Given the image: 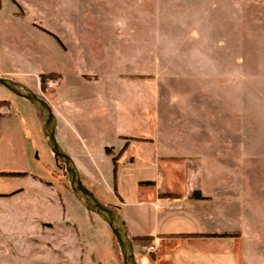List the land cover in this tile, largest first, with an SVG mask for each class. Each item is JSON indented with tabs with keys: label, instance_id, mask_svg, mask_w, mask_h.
Listing matches in <instances>:
<instances>
[{
	"label": "rangeland",
	"instance_id": "374dc122",
	"mask_svg": "<svg viewBox=\"0 0 264 264\" xmlns=\"http://www.w3.org/2000/svg\"><path fill=\"white\" fill-rule=\"evenodd\" d=\"M19 1L34 15L40 6L50 24L59 13L76 26L79 33L62 35L86 43L87 61L117 80L126 104L144 107L156 90L161 153L200 156L210 191L251 249L250 264H264V0ZM10 93L0 171L36 178L0 177V264H120L109 225L81 205L58 168L38 110ZM20 189L29 217L44 222L33 229L44 234L29 227V239L20 236L21 218L15 234L6 232L2 194Z\"/></svg>",
	"mask_w": 264,
	"mask_h": 264
},
{
	"label": "crops",
	"instance_id": "0c3cea01",
	"mask_svg": "<svg viewBox=\"0 0 264 264\" xmlns=\"http://www.w3.org/2000/svg\"><path fill=\"white\" fill-rule=\"evenodd\" d=\"M8 1L4 5L0 0V76L30 88L50 103L57 118V140L79 163L81 179L106 203L118 206L131 237H152L159 243L161 250L156 254L136 252L139 264H250L251 249L244 236L233 232L228 214L210 191L207 175L200 171V156L161 153L156 90L144 107L132 101L126 104L117 80H110L101 64L87 61L86 43L76 44L62 35L79 33L76 26L59 13L50 24L40 15L44 13L40 6L34 15L19 0ZM18 6L24 14L17 11ZM78 50L85 52L78 56ZM47 73L60 75L53 89L42 87L40 76ZM11 96L0 85V117L11 107ZM41 122L43 126L42 118ZM103 164L110 173H100ZM27 174L36 178L28 172L0 171V177ZM22 192H3L9 197L3 206L4 227L15 234L19 221L15 218H21L27 225H20L24 229L20 236H28L30 228L40 229L44 222L29 217L22 206ZM18 207L23 212L16 214ZM35 231L37 236L44 234L35 229L32 234ZM222 233L228 235H215ZM41 247L45 253L43 242ZM136 249L140 250V244Z\"/></svg>",
	"mask_w": 264,
	"mask_h": 264
},
{
	"label": "water",
	"instance_id": "95a60500",
	"mask_svg": "<svg viewBox=\"0 0 264 264\" xmlns=\"http://www.w3.org/2000/svg\"><path fill=\"white\" fill-rule=\"evenodd\" d=\"M0 85L30 101L40 112L47 144L57 161L61 160L65 164L74 195L86 210L98 215L109 225L120 247L123 264H139L134 244L120 215L84 187L77 164L58 142L56 137L57 118L50 103L30 88L11 78L0 76Z\"/></svg>",
	"mask_w": 264,
	"mask_h": 264
},
{
	"label": "trees",
	"instance_id": "16d2710c",
	"mask_svg": "<svg viewBox=\"0 0 264 264\" xmlns=\"http://www.w3.org/2000/svg\"><path fill=\"white\" fill-rule=\"evenodd\" d=\"M57 38V37H56ZM58 39V38H57ZM59 40V39H58ZM60 75L59 74H57V73H47V74H41V84H42V87L43 88H45V84H46V82H47V80L48 79H57L58 77H59ZM3 77H7V76H3ZM9 78V77H8ZM40 96V95H39ZM40 97H42V96H40ZM43 98V97H42ZM39 112V111H38ZM39 114H40V112H39ZM41 116V115H40ZM107 152L108 153H112V149L111 148H107ZM113 162H114V170H116V168H117V156H114L113 157ZM57 163H58V168H60V169H62L63 171H65L66 172V175L68 176V173H67V170H66V166H65V164L61 161V160H58L57 161ZM13 175L15 174V173H12ZM68 179H69V177H68ZM81 181H82V184L84 185V187H86L88 190H90L102 203H104V204H106V205H108V206H110L112 209H114V210H116V208L114 207V206H112V205H110V204H108V203H106L103 199H101L100 198V196L93 190V189H91V188H89L87 185H85L84 184V182H83V180L81 179ZM200 198H201V195H200ZM116 212H117V210H116ZM118 213V212H117ZM112 232V231H111ZM113 234V233H112ZM182 236H184V235H196V234H181ZM200 235H202L201 233H200ZM215 235H217V236H225V235H228L227 233H222V234H215ZM130 238L132 239V242H133V244H134V247H135V245H137V244H140V245H142V244H149V243H151V241L153 240L152 239V237H131L130 236ZM113 240H114V243H115V248L118 250L117 252H119L118 253V256H119V262L121 261V263L120 264H123V261H122V254H121V251H120V247H119V245H118V242H117V240H116V238H115V236H114V234H113Z\"/></svg>",
	"mask_w": 264,
	"mask_h": 264
},
{
	"label": "built area",
	"instance_id": "2783aa9c",
	"mask_svg": "<svg viewBox=\"0 0 264 264\" xmlns=\"http://www.w3.org/2000/svg\"><path fill=\"white\" fill-rule=\"evenodd\" d=\"M58 82H59L58 79H49V80H47V86L49 88H54L55 86H57ZM160 250H161V247H160L159 243L156 242V241H152L149 244H142V245H140V252H142V253H146V254H156Z\"/></svg>",
	"mask_w": 264,
	"mask_h": 264
}]
</instances>
